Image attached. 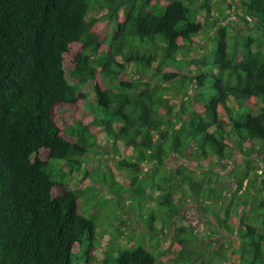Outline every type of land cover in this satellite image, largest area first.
<instances>
[{
  "label": "trees",
  "instance_id": "obj_1",
  "mask_svg": "<svg viewBox=\"0 0 264 264\" xmlns=\"http://www.w3.org/2000/svg\"><path fill=\"white\" fill-rule=\"evenodd\" d=\"M195 1L0 0V264L96 262L91 251L97 249L93 241L99 247V228L77 208L79 200L88 204L85 194L95 185L71 190L65 184L76 173L92 183L109 184L101 168L83 169L84 160L95 152L98 133L114 155L120 146L130 150L117 163L131 174L135 199L148 189L159 191L151 200L166 209L163 225L181 215L183 208L175 205L173 194L183 193L180 188L185 186L219 228L234 234L232 243L210 253L196 249L198 240L186 224H175L170 239L180 249L169 264H204L214 255L215 264H264V167L258 170L246 160L241 166L246 168L233 170L238 180L226 203L222 192L201 184L193 169L166 165L171 154L181 157L188 150L207 165L213 164L209 155L222 162L233 151L264 156V51L259 48L264 0L237 5L259 27V39L229 37L216 20H208V0H201L207 15L203 23L217 36L209 53L217 75L196 77L191 73L195 62L178 58L204 27L190 8ZM101 10L114 24L105 38L93 30L94 20L87 19L90 12ZM257 43L259 49L253 50ZM101 47L107 48L99 51ZM66 63L72 68L66 70ZM151 70L150 79H139ZM97 76L109 85L104 90ZM206 79L213 83L198 91ZM88 85V93L83 92ZM88 95L92 120L76 122L68 138L54 121V108L73 107ZM249 99L255 105L249 106ZM145 162L152 165L150 183L148 174L139 180ZM143 180L147 185H141ZM148 216V221L156 220L153 213ZM181 218L186 219L184 214ZM149 229L156 235L154 225ZM128 247H108L101 264H167L141 246Z\"/></svg>",
  "mask_w": 264,
  "mask_h": 264
},
{
  "label": "rangeland",
  "instance_id": "obj_2",
  "mask_svg": "<svg viewBox=\"0 0 264 264\" xmlns=\"http://www.w3.org/2000/svg\"><path fill=\"white\" fill-rule=\"evenodd\" d=\"M241 1L242 0H208V20H216L226 29L229 37H233L235 34H241L244 37L251 35L257 39L262 38L261 32H259V27L255 26V23H253L254 20L250 23L247 18L241 15L242 13L237 8V5L239 6ZM203 4L204 3L201 0H196L190 5V8L195 10L196 14L201 19V23L204 25L203 19H205L207 15L205 14V9H202ZM87 19L94 20L95 24L93 30L96 31L100 37L105 38L111 36L114 30V24L113 22H108L104 10L90 12ZM215 37L217 36L213 28L204 25L202 31L192 39V43L189 47H186L185 50L178 55L179 59L195 62L192 63L191 69V73L194 77L198 74L205 73L209 75H212V73L217 75V70H213L210 67L211 56H209V53H211L215 47ZM258 44L259 43L251 45V48L253 50L260 48V50L264 51V40H261L259 48L257 47ZM106 48L107 47H101L99 51H104ZM77 51L78 45L74 44L72 46V53H76ZM70 56L71 54H68L66 55V58ZM202 59H204V64L198 67L195 71ZM196 64L198 65L196 66ZM70 68H72L71 65L66 63L65 69L69 70ZM152 73L151 70L148 77H138L141 80L147 81L148 78L150 79L152 77ZM134 78L135 77L131 75V80H134ZM119 79L123 80L124 76L121 75ZM96 80L98 86L102 90L109 86L99 76L96 77ZM210 83H213V79H206L204 86L199 87L198 91L207 89ZM90 85L83 87L82 91L88 93V87ZM170 86L175 89H179L180 87L178 83H173ZM183 97L185 98V96ZM172 103L177 104V101L174 99L172 100ZM246 103L249 106H253L255 105V100L249 99ZM230 106L237 108L233 103ZM91 107H93V103L91 102L90 95H88L85 100L76 103L73 107L68 108L58 105L53 111L54 121L59 129L69 138L73 134V132L71 134V127L74 126L76 122L80 121L82 124H86L92 120V114L90 113ZM240 110L241 109H239V111ZM248 111L253 112L251 109ZM219 112L221 114L223 113L221 110H219ZM96 143L97 146L94 149L95 152L90 154L87 159L84 160L83 169L90 171L101 168L105 171L106 179L109 181V184L92 183L89 178H84L81 173L72 174L70 180L65 184L66 188L71 190L85 189L92 184L95 185L94 191L88 190L89 192L85 194H88V204H83L81 200L77 203L78 212L89 219H94V224L99 228L98 233L102 237L99 247H97V240L92 243V245L97 248L91 251V255L95 257L96 261L94 264H101L102 258L104 257L103 254H105L108 247H113L114 250L118 251L119 248H125L127 245L129 247L132 245L134 248L141 246L146 250L151 251L158 261H163L169 264L170 259L173 258L180 249L177 244L172 242L170 237L174 231V225L181 222L186 224L191 229L194 236H196L198 240L196 249L199 251L210 250V253L216 251L220 252L223 247L233 242L235 238L234 234L226 233L225 230L219 228L213 215L204 211L199 207L198 203L191 199V193L185 186L180 188L183 193L175 192L173 194L175 205H181L183 208L181 215L175 218L170 225H163L162 223H165L166 221V209H158V206L153 205L151 200V198L153 199L159 191L155 189L154 192L152 189H148L145 193L138 194L141 198L140 200L135 199L137 196V188L131 186L128 180L131 174L118 166L117 160L128 156L130 150H124L120 146L117 148L118 155H114L110 144L106 141V138L102 133L96 135ZM40 156L44 158L46 154L41 153ZM195 157L196 156L193 158L190 150L185 152L181 157L171 154L166 160V165L169 168L184 165L193 169L196 171V178L200 180L201 184H205V186H209L216 191L222 192L221 194L224 196L223 199L226 203L228 198L234 193L238 180L235 173L232 172L233 170L237 171L246 168H241V166H245L244 162L246 160L250 161V166L258 170L264 167L263 155L247 157L246 155H241L238 151H233L232 156L222 162L217 161L214 156L209 155L210 160L213 162L212 165H207L204 161ZM151 168L152 165L150 163L145 162L141 164L139 180L140 178H144L150 172ZM247 170L248 169H245L242 172H246ZM252 175L254 177L253 173ZM150 176L151 174H148L146 179L149 183L151 180ZM141 185L144 186L147 184H145V181L143 180L141 181ZM258 189L260 190L261 186H259ZM219 202L220 201L216 202L218 207ZM207 204L209 203L203 204L202 207ZM195 206H198L197 211L190 209ZM214 207L217 208L216 206ZM233 209L229 213L231 218H233ZM237 209L241 210L240 207ZM149 213H153L156 219L154 222L148 221ZM217 213L219 214V217H223L222 210L218 209ZM182 214L186 217L184 221L181 218ZM153 225L157 230L156 235L153 234V230L149 229V227H153ZM75 250H78V248H75ZM116 257L114 255L112 256L114 260ZM216 257L217 256L214 255L210 262H205L204 264H215ZM203 260L205 261L206 258H203ZM192 264H199V262ZM228 264H232V261Z\"/></svg>",
  "mask_w": 264,
  "mask_h": 264
}]
</instances>
